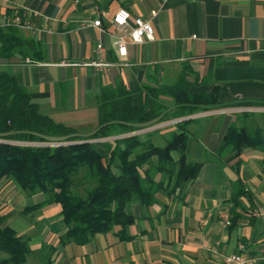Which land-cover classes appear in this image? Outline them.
<instances>
[{"label":"crops","instance_id":"crops-1","mask_svg":"<svg viewBox=\"0 0 264 264\" xmlns=\"http://www.w3.org/2000/svg\"><path fill=\"white\" fill-rule=\"evenodd\" d=\"M119 8L142 18L158 11L152 20L153 38L128 44L122 59L109 36L83 27L99 19L110 30ZM20 12L29 26L18 27L19 34L38 43L42 60L16 55L0 60V73L13 76L55 122L75 129L85 125L76 121L94 125V97L101 87L132 90L165 84L188 67L193 73L190 82L195 75L206 80L191 92L207 93L217 86L221 104L252 102L253 107L223 105L186 118L175 112L171 121L155 127L167 126L142 130L143 137L155 131L151 141L162 142L176 130V123L191 119L186 155L196 161L216 158L234 123L248 128L254 121L263 141L229 163L203 162L196 179L184 188L172 190L165 182L147 208L129 204L127 211L136 220L127 229L132 237L128 241H119L115 234L120 227H114L85 245H59L66 231L60 206L24 214L27 206L43 201V195L27 196L12 180H1L3 225L29 238L32 254L25 264H227L225 257L238 252L253 259L250 264H264V218L253 215L264 210V0H0V28ZM99 42L112 64L109 68L88 65L96 61ZM237 178L248 195L240 198V218L232 224L229 199ZM154 180L161 181V174ZM222 208H229L227 227L217 216Z\"/></svg>","mask_w":264,"mask_h":264},{"label":"trees","instance_id":"trees-1","mask_svg":"<svg viewBox=\"0 0 264 264\" xmlns=\"http://www.w3.org/2000/svg\"><path fill=\"white\" fill-rule=\"evenodd\" d=\"M16 15L24 23V15ZM18 29L14 25L0 28V60L9 61L16 55L42 60L38 43L24 39ZM191 75L186 67L172 84L140 85L132 90L119 85L101 87L94 97L97 125L84 136L44 114L13 76L1 72L0 181L12 180L27 196L43 195V201L27 206L24 214L51 204L60 206L66 231L59 237V245H85L114 227H120L115 234L119 241L132 239L127 229L136 218L127 211L128 205H153L165 182L172 190L184 188L202 167V162L190 161L186 155L191 119L176 123V130L162 146L151 141L155 131L146 137L138 133L171 121L175 112L186 118L224 105L218 100L217 86L207 93L191 92L192 86L206 82L195 74L190 82ZM252 105L234 102L223 107ZM260 145L259 129L249 132L246 126L234 123L226 131L216 158L229 163L244 149ZM156 174H161V181L154 180ZM247 195L237 178L229 199L232 224L240 218L236 213L241 209L240 198ZM3 223L0 214V264H25L32 254L28 236H18Z\"/></svg>","mask_w":264,"mask_h":264},{"label":"built area","instance_id":"built-area-1","mask_svg":"<svg viewBox=\"0 0 264 264\" xmlns=\"http://www.w3.org/2000/svg\"><path fill=\"white\" fill-rule=\"evenodd\" d=\"M157 10H152L148 18L132 17L130 13L124 9L119 8L112 19L110 20V30L103 25L101 20L96 19L89 24L83 25V27H92L96 29L100 34L109 36L111 45L115 50V54L118 58L122 59L127 55L128 44L139 45L143 40H151L153 38L154 29L152 26V20L157 15ZM5 25H14L19 28H28L29 22H21V18L16 16L13 19L6 21ZM105 48L102 42L97 43L95 47L96 61L88 64L94 68H109L112 64L105 60ZM167 125H161L158 127H152L149 129H158ZM253 215L259 218H264V210H257L253 212ZM217 216L220 220V224L223 227L230 225L229 208H222L217 211ZM242 249V247H239ZM253 259L238 252L225 257L227 264H250Z\"/></svg>","mask_w":264,"mask_h":264},{"label":"rangeland","instance_id":"rangeland-1","mask_svg":"<svg viewBox=\"0 0 264 264\" xmlns=\"http://www.w3.org/2000/svg\"><path fill=\"white\" fill-rule=\"evenodd\" d=\"M175 80H171V81H164V83L166 84H171V83H173ZM90 120V119H89ZM90 121H84L83 123L81 122V123H79L78 121H76V122H74L75 124L76 123H78V124H85V125H80L79 127H76V129L78 130V132H79V134H81V135H84V136H86V135H89L90 133H92V131L95 129V127H96V124H97V120H96V118L94 119V125H90V124H87V123H89ZM254 126H255V124H254V121H252L251 122V124H248V129H249V132H252L253 131V129H254ZM138 133H142V132H138ZM170 135H171V133H169V134H167V136H165L164 137V140L161 142V140H156V141H154V143H157V145H160V146H162V145H164L165 144V141L167 140V139H169V137H170ZM110 140H112V139H110ZM102 141H104V140H102ZM92 142V141H91ZM95 143H97V142H100V141H94ZM101 153H103V151H100ZM190 161H196V160H190ZM196 162H204V163H215V164H220V161L217 159V158H215V157H213L212 156V158H210V159H204V160H197Z\"/></svg>","mask_w":264,"mask_h":264}]
</instances>
